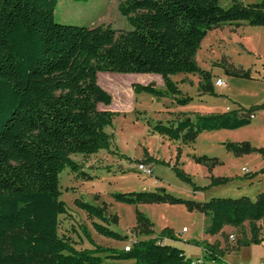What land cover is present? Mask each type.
Wrapping results in <instances>:
<instances>
[{
    "label": "trees",
    "instance_id": "trees-1",
    "mask_svg": "<svg viewBox=\"0 0 264 264\" xmlns=\"http://www.w3.org/2000/svg\"><path fill=\"white\" fill-rule=\"evenodd\" d=\"M222 1L122 0L119 11L132 29L119 31L56 22L59 0H0V264H116L110 261L124 259H134L136 264H227L215 244L194 240L205 251L194 260L183 248L163 242L164 238L180 241L173 230L166 228L153 237V223L141 212L137 213L141 238L129 243L128 250L98 245L86 230L92 247L79 248L59 232L60 218L68 211L61 198V173L69 168L91 179L74 155L90 157L113 148L114 134L107 129L119 113L99 108L113 102L112 94L99 84V73L158 74L164 87L133 83V93L169 98L181 106L192 97L179 88L174 75L199 74L201 87L213 90L211 74L196 60L209 31L242 22L264 26V0ZM263 107L264 103L194 119L183 117L169 125L159 122L153 130L170 140L194 142L203 131L250 124L255 111ZM227 147L237 155L255 150L247 142ZM226 180L216 178L213 183ZM112 197L126 204L184 203L209 218L206 233L211 235L226 225L241 228L247 222L251 235L240 239L235 249L264 241V191L254 200L241 196L198 202L164 189L114 192ZM76 204L101 221L93 222L99 234L127 240L110 227L106 206L80 199Z\"/></svg>",
    "mask_w": 264,
    "mask_h": 264
},
{
    "label": "rangeland",
    "instance_id": "rangeland-1",
    "mask_svg": "<svg viewBox=\"0 0 264 264\" xmlns=\"http://www.w3.org/2000/svg\"><path fill=\"white\" fill-rule=\"evenodd\" d=\"M121 1L59 0L55 20L63 24L89 27L103 25L119 31L131 30L127 18L119 11ZM242 1L254 3L261 0ZM222 3L228 1L223 0ZM196 60L202 69L211 74L213 90L207 91L201 87L202 78L199 74L174 75L172 79L179 88L192 97L184 106L175 104L169 98L154 99L146 93H133V83H154L164 87L162 77L158 74L99 73V84L113 97L111 105L99 104V108L119 113L114 118L113 126L107 129L114 134L113 148L110 151L101 150L90 157L74 155L75 160L83 165V170L92 175L91 179L79 177L69 168L60 175L61 198L66 202L68 211L60 218L59 232L70 236L76 241L77 247H92L84 233L86 230L98 245L124 248L138 237L141 238L137 228L138 212L153 223L154 237H159L166 228L182 232L183 226L190 228V238L213 242L216 247L219 241L233 248L240 239L250 237L247 222L241 228L226 225L216 235L206 233L209 218L201 212L190 210L184 203L126 204L112 197L114 192L164 189L175 197L198 202L214 197L241 196L254 200L258 193L264 191V107L255 111L250 124L237 129L203 131L194 142L171 141L153 130V126L159 122L169 125L173 119H194L197 115L221 114L264 103V26L242 22L213 29L202 41ZM238 72H246L248 76L237 75ZM220 80L226 84L219 86ZM245 142L255 150L237 155L227 147L228 144ZM119 153L129 159L121 158ZM204 156L210 160H196ZM139 161L153 168V176H145L134 169V162ZM174 165L191 180H185L179 175ZM155 176L160 179V185L153 183ZM216 178L227 180L213 183ZM77 199L96 206H106L110 227L127 237V240H116L99 234L93 222L101 221L80 209L76 204ZM258 224L262 226L263 222ZM261 234L264 235V230H261ZM231 235L234 239L230 238ZM216 237L220 240L214 241ZM170 243L185 249L194 260L201 256V249L192 242L171 240ZM241 247L243 250L233 254L220 250L223 256L225 254L228 264L264 262V241ZM110 262L136 264L134 259Z\"/></svg>",
    "mask_w": 264,
    "mask_h": 264
},
{
    "label": "crops",
    "instance_id": "crops-1",
    "mask_svg": "<svg viewBox=\"0 0 264 264\" xmlns=\"http://www.w3.org/2000/svg\"><path fill=\"white\" fill-rule=\"evenodd\" d=\"M226 84V83H225ZM175 122V120L173 119L172 120V122L171 123H174ZM168 138V137H167ZM169 139V138H168ZM170 140V139H169ZM171 141H176V140H171ZM179 141V140H178ZM181 148V147H180ZM182 149V148H181ZM183 151H184V149H183ZM173 160V159H172ZM172 160L170 161V162H172ZM180 161V158H179V160H178V162ZM153 183L155 184V185H160V179L158 178V177H154V179H153ZM203 214V213H202ZM205 215V214H204ZM206 217H204V219H205ZM183 227H186V226H183ZM183 229V228H182ZM224 230V229H223ZM190 232V228L188 227L187 228V231H185V232H180L179 230H178V232L177 231H175L174 233H175V235L180 239V242L181 241H184L185 243H191V242H189V241H192V243L194 244V242H193V240H195L196 238H194V237H192V238H190L189 236H188V233ZM232 234V233H231ZM218 236V235H217ZM154 237V236H153ZM139 238V237H138ZM137 238V239H138ZM193 239V240H192ZM214 240V239H213ZM217 240H220V238H218V237H216L215 238V240L214 241H217ZM170 241H171V239H168V238H164L163 239V242H165V243H170ZM204 242V241H203ZM204 243H208V244H215V243H209V242H204ZM217 244H219V246H218V249L219 250H221V249H223L224 251H226V254H233V253H238L240 250H243V248L241 247V248H236L235 249V247H233V248H231V246L230 247H226L225 246V243H223V242H219V241H217ZM195 245V244H194ZM200 249H201V256H199V258H197V259H201L203 256H204V254H205V251H204V249L202 248V247H200V246H198ZM185 250V249H184ZM185 252H186V254L188 255V256H190L188 253H187V251L185 250ZM191 257V256H190ZM223 261L224 262H226L227 264H228V262H227V260H226V258H225V254H224V256H223ZM260 264H264V262H261Z\"/></svg>",
    "mask_w": 264,
    "mask_h": 264
},
{
    "label": "built area",
    "instance_id": "built-area-1",
    "mask_svg": "<svg viewBox=\"0 0 264 264\" xmlns=\"http://www.w3.org/2000/svg\"><path fill=\"white\" fill-rule=\"evenodd\" d=\"M218 85L223 86V85H225V82L223 80H220L218 82ZM133 167L136 171L144 174L145 176H153V168L144 161L134 162ZM185 231H187L186 227L183 228L182 232H185ZM230 238L234 239V236L231 235ZM129 247H130V244L126 245L125 249L128 250Z\"/></svg>",
    "mask_w": 264,
    "mask_h": 264
}]
</instances>
